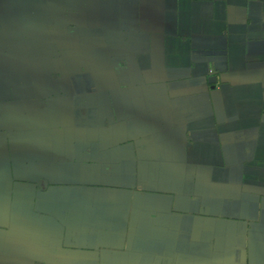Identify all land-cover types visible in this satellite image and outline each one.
<instances>
[{
    "label": "crops",
    "instance_id": "1",
    "mask_svg": "<svg viewBox=\"0 0 264 264\" xmlns=\"http://www.w3.org/2000/svg\"><path fill=\"white\" fill-rule=\"evenodd\" d=\"M0 264H264V0H0Z\"/></svg>",
    "mask_w": 264,
    "mask_h": 264
}]
</instances>
